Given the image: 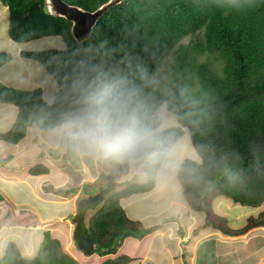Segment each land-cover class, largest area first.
<instances>
[{
    "label": "trees",
    "instance_id": "obj_1",
    "mask_svg": "<svg viewBox=\"0 0 264 264\" xmlns=\"http://www.w3.org/2000/svg\"><path fill=\"white\" fill-rule=\"evenodd\" d=\"M94 12L111 0H62ZM9 13V38L18 44L59 36L66 48L22 52L37 61L57 85L52 104L41 90L21 91L0 84V103L18 109L16 121L0 141H21L28 126L49 132L72 103L71 65L82 49L91 48L96 62L119 66L129 80H154L144 94L153 106L158 126L164 109L176 125L163 128L164 145L141 163L145 183H133L107 194L102 207L87 222L86 231L99 257L115 255L122 242L141 238L145 229L126 218L120 201L151 192L163 160L187 133L200 163L185 159L177 178L184 201L192 211L204 212L207 222L227 236H241L264 226V214L250 218L240 231L227 233L211 213V202L224 196L243 207L264 202V0H122L109 7L89 38L76 42L71 23L46 11L45 0H0ZM185 41V42H184ZM11 55L0 53V68ZM169 63V64H168ZM168 64V65H167ZM166 74L158 78L163 71ZM123 175L129 162L108 160ZM31 174H47L35 166ZM106 176H103L104 180ZM126 257L105 264H127ZM0 264H79L57 240L47 238L37 256L25 259L9 243Z\"/></svg>",
    "mask_w": 264,
    "mask_h": 264
},
{
    "label": "crops",
    "instance_id": "obj_2",
    "mask_svg": "<svg viewBox=\"0 0 264 264\" xmlns=\"http://www.w3.org/2000/svg\"><path fill=\"white\" fill-rule=\"evenodd\" d=\"M8 26V9L0 2V42L4 43L0 53L11 55L0 68V84L21 91L40 89L43 101L52 104L57 92L55 81L41 64L23 58L21 53L62 51L66 48L63 39L53 36L18 44L9 38ZM17 113L15 106L0 103V133L11 129ZM165 117L170 121L166 125L163 120V128L176 125L171 114ZM190 142L185 133L171 148L151 192L120 201L126 218L140 223L145 234L125 239L115 255L87 257L78 251L73 238L77 202L103 188V176L113 175L117 193L133 183H145L143 165L131 161L128 173L123 175L108 160L79 155L51 131L42 132L34 125L27 127L25 137L17 144L0 141V261L10 242L25 259H34L48 236L79 264H105L123 257L128 259L127 264H264V226L251 228L241 236H227L207 222L204 212L192 211L184 204L177 178L179 166L186 157L197 163L201 160L195 150L191 152L194 156L178 151L172 154L181 144L193 148ZM37 165L48 173L31 174ZM220 200L226 203L222 212L214 211V216L225 221L221 228L227 233L244 229L250 218L264 214V202L258 208H249L217 197L211 207ZM235 208L239 211L230 217L228 211ZM89 218L86 214V225ZM233 224L239 225L231 229Z\"/></svg>",
    "mask_w": 264,
    "mask_h": 264
},
{
    "label": "clouds",
    "instance_id": "obj_3",
    "mask_svg": "<svg viewBox=\"0 0 264 264\" xmlns=\"http://www.w3.org/2000/svg\"><path fill=\"white\" fill-rule=\"evenodd\" d=\"M91 53V48L77 53L70 74L72 103L51 133L77 154L98 160L155 156L164 145L163 127L155 122L144 88L156 82L145 76L136 84L119 66L96 62Z\"/></svg>",
    "mask_w": 264,
    "mask_h": 264
},
{
    "label": "water",
    "instance_id": "obj_4",
    "mask_svg": "<svg viewBox=\"0 0 264 264\" xmlns=\"http://www.w3.org/2000/svg\"><path fill=\"white\" fill-rule=\"evenodd\" d=\"M45 1L48 14L69 21L73 39L81 43L89 38L98 19L103 16L107 9L119 4L122 0H111L94 12L83 11L80 8L66 4L62 0ZM114 187L113 175H107L103 188L96 193L81 198L77 202V213L72 219L74 225L73 238L77 249L84 256L88 257L94 254V245L86 231L85 215L88 211L95 210L103 202L104 197L114 190Z\"/></svg>",
    "mask_w": 264,
    "mask_h": 264
},
{
    "label": "rangeland",
    "instance_id": "obj_5",
    "mask_svg": "<svg viewBox=\"0 0 264 264\" xmlns=\"http://www.w3.org/2000/svg\"><path fill=\"white\" fill-rule=\"evenodd\" d=\"M185 42V41H184ZM48 43L46 42L45 43V45H47ZM4 45V43L3 42H0V47L1 46H3ZM169 64V63H168ZM167 64V65H168ZM164 67V66H163ZM166 69V67H164L163 68V71H160L158 74H157V77L158 78H162V77H164L166 74L164 73V70ZM165 114H166V116L168 117L169 115H170V113H168V112H166L164 109H160V112H159V115L163 118V120L164 121H166V125L167 124H169V119L168 118H166L165 117ZM177 151L178 152H181V153H185V154H187V156H194V154H192L191 152L192 151H194V149L192 148V147H188V145H187V148L185 147V145L184 144H181L180 146H179V148L178 149H175L174 150V152H173V154H172V156L173 155H175V154H177ZM186 159H191L190 157H186ZM185 160V159H184ZM183 160V161H184ZM139 165V164H138ZM136 177V176H135ZM136 180V179H135ZM103 184H104V182H103ZM142 184V183H141ZM121 191V190H120ZM117 193V191H116V189L114 190V191H112L111 192V194L113 195V194H116ZM220 197H224V196H220ZM223 199H225V198H223ZM225 200H220V201H218V202H216V203H214V206H212L211 207V213H212V215L214 216V214H216L214 211L215 210H219V211H221V208H224V203H226V202H224ZM103 203L104 202H102L95 210H92V211H88L86 214H88V216L89 217H91L92 215H94V213H96L101 207H102V205H103ZM216 205V206H215ZM225 211V210H224ZM239 210H237L236 208L235 209H233V210H229L228 211V214L230 215V217H235L236 215H234V214H236L237 212H238ZM222 212V211H221ZM214 217H216V216H214ZM217 219H220V218H218V217H216ZM259 218V217H258ZM257 218V219H258ZM220 220H223V219H220ZM224 221V220H223ZM216 224H218L219 226H220V224H221V226H223V225H225V221L224 222H221V223H219V222H217ZM239 224H233V225H231L230 226V228L231 229H235L237 226H238ZM226 228H227V226H225ZM47 238H49L48 236H47ZM10 243H12V242H10Z\"/></svg>",
    "mask_w": 264,
    "mask_h": 264
},
{
    "label": "bare ground",
    "instance_id": "obj_6",
    "mask_svg": "<svg viewBox=\"0 0 264 264\" xmlns=\"http://www.w3.org/2000/svg\"><path fill=\"white\" fill-rule=\"evenodd\" d=\"M248 209V208H247Z\"/></svg>",
    "mask_w": 264,
    "mask_h": 264
}]
</instances>
